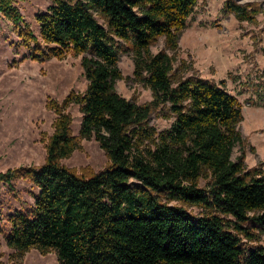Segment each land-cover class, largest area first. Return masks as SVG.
Returning <instances> with one entry per match:
<instances>
[{"label":"trees","instance_id":"trees-1","mask_svg":"<svg viewBox=\"0 0 264 264\" xmlns=\"http://www.w3.org/2000/svg\"><path fill=\"white\" fill-rule=\"evenodd\" d=\"M19 1L0 0V17L29 50L26 58L80 55L87 85L47 104L56 119L43 164L0 173L8 188L23 180L37 189L32 207L6 217L7 247L19 256L53 252L59 264H264V248L242 242L253 241L255 229L264 233V173L247 169L241 156L232 159L243 143L241 106L223 81L186 75L184 62L176 66L197 0H48L35 16L39 38ZM225 9L239 21L255 14L233 0ZM115 39L131 46L133 79L151 92L146 104L115 90L122 79ZM159 39L164 48L153 54ZM71 106L81 114L77 136ZM154 113L171 121L167 129L149 125ZM81 139L98 143L104 169L78 173L60 163ZM160 195L204 213L194 216Z\"/></svg>","mask_w":264,"mask_h":264},{"label":"rangeland","instance_id":"rangeland-1","mask_svg":"<svg viewBox=\"0 0 264 264\" xmlns=\"http://www.w3.org/2000/svg\"><path fill=\"white\" fill-rule=\"evenodd\" d=\"M248 10H254L251 21H239L225 9L227 0H197V4L182 31L176 66L185 64L186 75L196 74L215 84L225 83V89L241 106L243 119L238 125L243 143L233 149L232 159L243 158L247 169L264 173V0H233ZM25 22L39 38L37 14L45 12L48 0L17 2ZM102 24V21L98 19ZM118 68L122 79L115 90L123 98L143 105L151 100V92L133 79L134 59L131 46L115 39ZM164 48L163 39L152 45L151 52ZM29 50L21 44L10 22L0 17V173L21 166H40L45 159V145L53 132L56 114L47 108L50 101L61 102L70 92H83L87 81L81 66L82 56L68 52L62 59L49 58L42 62L26 57ZM72 118L71 131L77 136L81 114L77 106L67 109ZM171 121L151 115L149 125L157 132L167 129ZM60 163L76 170L98 172L108 165L105 153L94 139L80 140V148ZM204 181L199 182L203 187ZM37 193L30 183L16 181L8 188L0 184V264H59L50 252L41 255L34 249L23 256L6 245V217L14 211L32 207ZM163 203L185 209L194 216L202 208L189 206L180 200ZM255 239H243L245 246H262L264 233L254 230Z\"/></svg>","mask_w":264,"mask_h":264}]
</instances>
